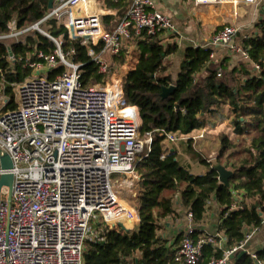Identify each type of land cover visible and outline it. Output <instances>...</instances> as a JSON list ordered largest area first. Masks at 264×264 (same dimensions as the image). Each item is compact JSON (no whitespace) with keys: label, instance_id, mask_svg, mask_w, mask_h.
Segmentation results:
<instances>
[{"label":"built area","instance_id":"1","mask_svg":"<svg viewBox=\"0 0 264 264\" xmlns=\"http://www.w3.org/2000/svg\"><path fill=\"white\" fill-rule=\"evenodd\" d=\"M93 2L54 0L52 9L36 24L18 31L12 21L10 34L0 35V42H5L8 37L20 38L33 30L56 45L53 54L40 50L34 59L26 58L25 66L32 69V74L24 83L13 84L17 87L13 109L8 108L10 98L5 94L0 97V264H86L84 255L92 225H106L107 232L108 224L115 230L120 225L129 231L134 229H128L126 224L138 219L135 207L131 206L136 200L137 166L151 153L156 136L165 135L172 144L180 140L164 130L141 134L139 111L127 106L123 95L126 76L116 74L113 70L117 66L109 61L114 55H122L119 66L123 68L126 40L177 43L179 29L153 0H132L112 33L106 29L104 17L90 10ZM189 2L199 7L220 0ZM228 2L234 10L238 6L258 8L264 4V0ZM51 21L64 27L70 40L91 46L104 44L101 51L92 47L88 53L99 72L106 76L102 83L83 85V65L71 58L74 50L63 52L65 35L55 38L49 33ZM243 30L244 25L225 24L201 47L222 49L233 60L250 62L253 72L260 74L264 63L251 61L244 45L250 35L239 38ZM211 59L215 60V51ZM60 66L64 71L52 76ZM206 124L204 121L203 129L191 138L194 145L206 137ZM5 156L12 162L10 169L3 167ZM214 157V153L210 155L208 163L213 165ZM8 174L13 176L12 187H1L2 177ZM234 195L236 202L230 210L242 208L245 201L243 193ZM176 201H180L179 196ZM211 208L213 216H219L214 201L207 203V211ZM193 219V212H187L186 229L179 235L182 238L176 247L177 264H199L207 245L214 247L216 253L222 252L220 256L214 255L209 264H234L242 251L257 260L250 244L262 228H246L242 241L225 248L227 239L218 229L219 219L214 232L203 230ZM262 246L264 240L257 242V247Z\"/></svg>","mask_w":264,"mask_h":264},{"label":"trees","instance_id":"2","mask_svg":"<svg viewBox=\"0 0 264 264\" xmlns=\"http://www.w3.org/2000/svg\"><path fill=\"white\" fill-rule=\"evenodd\" d=\"M49 1L0 0V35L10 34L12 21H15L17 30L22 31L42 20L49 11ZM102 1L104 7L116 12L115 16L107 15L104 18L106 29L113 33L125 17L132 0ZM49 24L52 25L49 33L53 37L65 35L63 52L68 54L74 50L71 58L83 65V85L89 87L102 83L106 76L99 72L88 53L92 47L101 51L104 44L83 45L80 40H70L67 30L59 27L55 21ZM255 28L256 31L245 40L244 45L251 61L263 64L264 19H258ZM30 34H23V41L10 46L0 42V89L3 88V93L10 97V109L16 106L13 84L24 83L32 74V69L25 66L26 58L34 59L36 51L53 54L56 50L55 43L46 36L34 33V38ZM128 44L132 47L131 41ZM179 49L176 42L138 41L139 62L123 81L126 105L137 107L142 121V135L164 130L178 138L199 133L204 127L203 116L221 107H229L233 114L231 134L234 138L229 134L219 135L217 162L233 171L231 187L220 183L218 172L200 153H195V159L207 171L200 175L192 173L180 162L177 150L169 148L166 136L157 135L151 153L137 166L139 180L135 187L134 207L139 218V230L120 234L108 224V232H100L87 241L84 255L86 264H177L176 247L182 236L173 245H165L162 237L165 227L161 224L163 219L176 213L177 204L186 213L193 212L194 222L201 226L208 201H214L221 221L218 229L225 233L227 239L225 248L242 241L246 228L263 227L264 69L256 74L250 62L233 60L228 56L213 60V49L198 46L185 49L180 72L174 79L170 73L171 57ZM122 62V55L111 58V65L119 66ZM134 66V59L130 57L124 71ZM63 71L64 68L60 66L52 76ZM171 85L175 86L174 92L163 98V90ZM189 143L188 150H191L193 139ZM237 192L243 193L245 201L242 208L230 210L236 202L234 193ZM178 196L180 201L177 202ZM221 253H216L214 247L207 245L199 264H209L214 255L220 256ZM256 254L257 260L247 254L239 259L236 256L234 264H264V246L258 248Z\"/></svg>","mask_w":264,"mask_h":264},{"label":"crops","instance_id":"3","mask_svg":"<svg viewBox=\"0 0 264 264\" xmlns=\"http://www.w3.org/2000/svg\"><path fill=\"white\" fill-rule=\"evenodd\" d=\"M153 1L157 4L159 11L165 13L166 15H168L172 19L173 23L176 25V27L179 29V31L181 33L180 37H178V39H177V43L180 47L179 52L175 56L171 57V62L173 65H172V68H170L171 69L170 73L172 74L174 79L177 77V75L180 72V66H181V63L183 61L185 49H187L189 47L195 48L198 46L207 45L210 38L220 28V26L222 27L223 25L228 24V23H236L238 25L237 18L239 15L238 11H239L240 6L235 7L236 14H234V11H235L234 7L231 3L228 2V0H220V3L212 4L209 6H199V7H195V5H192L189 2V0H153ZM203 7H205L206 9H202ZM263 7H264V4L258 8L251 7V8L256 9L257 14L259 13V17L257 18V20L261 19V18L264 19V8ZM218 9L219 10L220 9L226 10L228 12L230 11L229 15L231 16V18L234 21L228 22V21H226V18H223V17H221L220 20L217 21L216 16L218 13L217 12ZM90 10L93 12L101 14L104 18L107 15H111V16L116 15L115 11L109 10L106 7H104L102 0H94V2L90 6ZM202 14H204V15H202ZM206 14H209V15H207V17H206ZM204 16L206 17V19ZM219 21L222 22L221 25L217 24V23H219ZM249 26L250 25H244L243 33H242V35L239 36V38H242L243 35H251L252 34L251 32H248V30H246L249 28ZM105 27H106V25H105ZM128 41L132 42V47H130V44H128ZM137 44L138 43L132 38L125 41L126 60L124 62V66H123L122 70H120L121 71L120 75L123 77L127 76V74L131 70H134L136 68L138 62H139V52L137 51ZM164 44H167V43L165 42ZM209 49H213L215 51V60L216 61L220 60L226 56L225 51L222 49H217V48H213V47H209ZM127 54L128 55L130 54L129 58L127 57ZM130 57H131V59H134L135 66L132 69H130L129 71H127V70L124 71V67L127 64V61L130 59ZM212 114H210L209 116H212ZM211 118H213V117H204L203 120L207 123H211L212 125H214V124L219 125V121H221V120H218L216 122L215 119H211ZM230 119H232V117H230ZM209 132L211 133L212 131H209ZM206 135L208 136V134H206ZM202 143H203V140L200 143L202 149L208 150L209 145L208 144L203 145ZM174 144H176V143H174ZM173 149H176V148H173ZM213 149H215V146H212L210 151ZM176 150H177L179 156H181L182 153H181L180 149H176ZM184 165L187 166L189 170H190V168L191 169L193 168L192 164L187 165V163H184ZM213 215H214L213 214V208H211L209 211L206 212L204 220L201 223L203 230H205L207 232L208 231L214 232L216 230L217 221L219 219L218 218L219 216H217V215L213 216ZM161 224L165 227V230L162 233V237L164 238L163 241H164L165 245H168V246L173 245V243H175V240H176V239H173V237H175V238L177 236L179 237V235H182L185 232V229H186V212L184 210H182L181 207H176L175 215H172V216L167 217L166 219H163L161 221ZM135 225H136L137 229H135ZM135 225H134V229L132 231H138L139 230V225H140L139 218L137 219ZM125 232H130V231L128 230ZM170 237H172V239H170ZM263 240H264V227H262V229H260L254 235L253 241L250 244L251 248L256 251L258 248H260V247H257V242L263 241Z\"/></svg>","mask_w":264,"mask_h":264},{"label":"rangeland","instance_id":"4","mask_svg":"<svg viewBox=\"0 0 264 264\" xmlns=\"http://www.w3.org/2000/svg\"><path fill=\"white\" fill-rule=\"evenodd\" d=\"M202 9H206V8L203 7ZM217 12H218L217 13V16H216L217 21L220 20L221 17L226 18V21H228V22L234 21L231 18V16L229 15L230 14V11L228 12L226 10H221V9L219 10L218 9ZM238 14H239L238 15V18H237L238 25H250L249 28L246 29V30H248V32H251V33H253L254 31H256L255 23L257 21V18L259 17V13L257 14L255 8H251V7H248V6H240L239 7ZM202 15H204V14H202ZM207 15H209V14H206V17H207ZM206 17H205V19H206ZM221 23L222 22L219 21V23H217V24H220L221 25ZM42 27L45 30L47 29L46 25H43ZM32 31L33 30L27 32V34L31 33L30 36L35 38V34H34L35 31H33V33H32ZM23 39L24 38L21 35L20 38L8 37L4 41H5V43L8 46H10L11 44H13L15 42L23 41ZM109 61H111V60H109ZM120 66H121V64H120ZM120 66H117L116 69L114 70L116 72V74H118V75H120V73H121L120 70L122 69ZM171 68H172V66H171ZM16 90H17V87L15 88V100L17 99ZM3 94H4L3 93V88H1L0 89V97ZM8 98H10V97H8ZM1 103L2 102L0 101V107H1ZM208 117H213L211 119H215L216 122L218 120H221V121H219V125H212L211 123L206 124L207 129H211L212 132L211 133L208 132L209 134H208V136L206 135L207 136V137H205L206 139L205 138L202 139L203 140V143L202 144L203 145L208 144L209 145L208 150L202 149L201 144H200L202 142V140H198L195 143L196 146L194 145V141H193V143H191L192 144V149L191 150H188V147L190 145L189 140L191 138L195 137L198 133L197 134H194L193 133V134H191L189 136L182 137L174 145L172 143H168L167 142V145L169 146V148L180 149V151L182 153V155L179 156L180 157V162H182L183 164L184 163H187V165L192 164L193 168L192 169L190 168V170H191V172H193L195 174H203L207 170L205 166H203L202 164H200L199 162L196 161V159H195V156H196L195 153L202 154L203 157L206 158V159L210 155H212L214 153L215 154L214 160H216L215 162H217V154H218V150L220 148V141H219V138H218L219 135H221V134H229L231 136V138H234V136L231 134L232 131H233V128H232V122H231L232 119H230V117H233V114L231 113V110H230L229 107H227V106L221 107L216 112H214L212 114V116H208ZM212 146H215V149H213V150L210 151V149L212 148ZM131 206H134V204H131ZM109 225H111V224H109ZM134 225H135V221L132 220V221L127 222L126 227L128 229H130V227H134ZM93 226L94 227L92 228V234L90 235L89 240L94 239L96 237V235L98 233H100V232H103V233L104 232H107L106 231V228H107L106 225L95 224ZM135 229H137L136 225H135ZM116 231H118L120 234H124L125 233V231H123L121 228L117 229Z\"/></svg>","mask_w":264,"mask_h":264},{"label":"water","instance_id":"5","mask_svg":"<svg viewBox=\"0 0 264 264\" xmlns=\"http://www.w3.org/2000/svg\"><path fill=\"white\" fill-rule=\"evenodd\" d=\"M53 2L54 0H50L49 1V4H48V9H52L53 7ZM264 8V7H263ZM263 13V12H262ZM263 18H261L262 20ZM46 36V35H44ZM9 52H10V55H12V52L11 50L9 49ZM175 90V86L174 85H171L170 87L168 88H165L163 90V94H162V97L163 98H167L168 96H170ZM3 167L6 168V169H10L12 167V162L10 160V158L8 156H5L3 157ZM212 169L216 170L219 174V181L220 183H222L223 185H225L226 187L230 188L231 185H230V179L233 175V171L226 168V166L220 164V163H217L215 162L213 165H212ZM12 184H13V176L11 174H8V175H4L2 177V180H1V187L2 186H8V187H12ZM120 227L124 230V231H128L127 229L124 228V226L120 225ZM245 255V252L242 251L238 254L237 258H241L242 256Z\"/></svg>","mask_w":264,"mask_h":264}]
</instances>
